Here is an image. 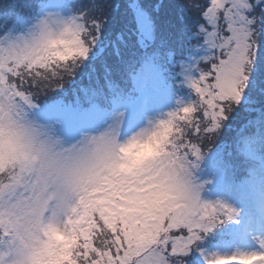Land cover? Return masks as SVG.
I'll return each mask as SVG.
<instances>
[{"label": "snow or ice", "instance_id": "snow-or-ice-1", "mask_svg": "<svg viewBox=\"0 0 264 264\" xmlns=\"http://www.w3.org/2000/svg\"><path fill=\"white\" fill-rule=\"evenodd\" d=\"M186 2L194 35L211 55L182 71L198 74L184 77L194 98L153 121L162 139L151 182L112 177L103 168L105 137L120 129L123 113L99 135L76 141L90 114L119 87L111 57L132 46L142 52L137 71L154 70L156 26L139 0H128L131 45L123 32L106 40L107 0H92L68 20L47 14L25 35L0 40V264H184L202 232L232 218L230 207L201 201L203 184L193 170L205 157L201 142L225 132L235 133L237 150L248 158L264 151V0ZM86 64V82L72 100L57 101L37 118L41 97L63 92ZM238 114L237 127L230 121ZM64 115L81 126L62 131L59 119L45 122ZM227 147L224 141L219 150ZM157 185L171 198L158 199ZM51 228L67 243H50ZM221 262L264 264V250L207 260Z\"/></svg>", "mask_w": 264, "mask_h": 264}, {"label": "rangeland", "instance_id": "rangeland-1", "mask_svg": "<svg viewBox=\"0 0 264 264\" xmlns=\"http://www.w3.org/2000/svg\"><path fill=\"white\" fill-rule=\"evenodd\" d=\"M47 14H51L55 19L63 20H68L70 17H72L71 15L65 14L62 11L48 9L44 11L39 19ZM34 24L31 25L30 29ZM262 37H264V35L260 37L261 41L264 39H261ZM261 44L264 46L263 41ZM208 55H211V52L204 43L192 47L188 59L186 61H180L179 64L180 74L182 77L181 86H185L187 89H190L185 83V75L191 74L194 77L198 75L194 72H183L182 74L183 69L191 68L192 65L201 63L202 58ZM201 66L203 67V65ZM141 86V95H145V93H147L150 98L148 101V106L142 114V118L136 122V126L131 131H134L140 126L144 125L147 120L155 121L157 119L164 118L168 112L174 111L180 106L177 101H181L186 104L192 100V96L190 97L191 94H189V96L181 95L180 99H174L171 95L169 87L166 86L160 71L156 69L138 80V87ZM131 110L132 108L124 106L117 108L112 113L95 111L94 120L99 121V123L92 129H88H90L89 131L92 133H98L99 131H102L109 123H111L114 114L123 113V116L121 117L122 122L127 117L128 112L130 113ZM57 127L58 129L62 130L61 126L57 125ZM257 158L264 161V151L259 152L257 154ZM252 175V181L250 180L252 184L249 186L252 187L250 189L252 193L251 196L255 198V201L258 204V208L256 210L252 209L249 203L242 199L246 197V195H243L242 197L240 196L238 198V196H236L233 192L232 188L228 185L227 182L229 172L227 168L221 167L215 168V170L210 169L201 177L194 176L196 183L203 184V187L200 190L201 201L211 203L213 205L219 202V204L230 207L234 210V215L232 216L233 221H235L238 226L240 225L239 228H236L237 231L235 235L237 240H228L223 244L214 245V247H212L210 250L202 251L201 261L203 264H207V260L216 255H230L239 252H258L264 250L260 247V241L264 240V172L253 171ZM207 183H218L219 186L211 189L207 187ZM191 253L192 248L188 252V256L185 258L188 262L190 261L189 254Z\"/></svg>", "mask_w": 264, "mask_h": 264}, {"label": "trees", "instance_id": "trees-1", "mask_svg": "<svg viewBox=\"0 0 264 264\" xmlns=\"http://www.w3.org/2000/svg\"><path fill=\"white\" fill-rule=\"evenodd\" d=\"M12 1L13 0H0V10L8 9V6ZM97 2H100V0H97ZM141 2L143 4L150 5L148 11L151 12L156 26V40L154 44L158 45L160 48H166V46L174 48L176 47V43L180 42V47H183L186 37L181 40V35L184 36L188 32L187 27H190L189 24L191 19L195 18L194 13L191 11V8L187 4L186 0H141ZM151 2H154V4L151 5ZM72 4L74 5V8L77 10V12L81 13L88 10L92 6V0H72ZM157 6H159V11H154ZM24 8H29V5H24ZM104 10L107 13L104 28V36L106 40L116 39L117 34L123 32L125 33V39L129 40L130 45L133 44L135 37L131 35V29L133 25L130 22L128 0H107ZM193 30H195V28L191 27V31ZM263 38L264 37L261 39ZM262 41L264 42V39ZM262 41L260 40V42ZM134 54H136L137 57H141L142 52L141 50L132 46L128 48H122L121 57L117 58L113 56L111 57V62H124ZM160 63L164 65L162 58H160ZM86 67L87 64L80 70L86 69ZM76 76H81L80 71ZM240 122V115H237L232 118L230 124L238 127ZM234 135V132H225L218 140L215 138H212L211 140H203L201 142V146L203 148H209L215 145V148L219 147L224 141L228 142L230 147L224 148L223 151L228 153L227 155L229 156V160L239 168V175L241 177L245 176V178H247L251 169L255 168L253 165L254 160L246 157L241 151L237 150L232 139ZM220 228L221 227L218 226L216 231L210 232V236L205 235L206 239H204L205 236H202L201 239L203 241L207 240V243H210L211 240H217V235L219 234L218 231ZM187 256L188 255L183 257L184 264H192L191 259L189 262L185 259Z\"/></svg>", "mask_w": 264, "mask_h": 264}, {"label": "clouds", "instance_id": "clouds-1", "mask_svg": "<svg viewBox=\"0 0 264 264\" xmlns=\"http://www.w3.org/2000/svg\"><path fill=\"white\" fill-rule=\"evenodd\" d=\"M153 126V120H147L144 125L123 137L120 129L108 132L105 137L106 159L103 161V168L110 176L144 182H151L158 178L156 172L161 155L162 137L159 133L153 132ZM92 135H99V133L84 130L79 133L76 141L84 140L85 137ZM210 149L211 147L208 151ZM157 190L158 199L164 201L171 198L169 190L163 185H157ZM48 239L50 243H67L65 237L55 228L49 229Z\"/></svg>", "mask_w": 264, "mask_h": 264}, {"label": "bare ground", "instance_id": "bare-ground-1", "mask_svg": "<svg viewBox=\"0 0 264 264\" xmlns=\"http://www.w3.org/2000/svg\"><path fill=\"white\" fill-rule=\"evenodd\" d=\"M263 189H264V187H263Z\"/></svg>", "mask_w": 264, "mask_h": 264}]
</instances>
